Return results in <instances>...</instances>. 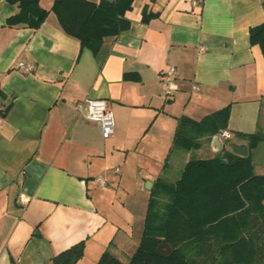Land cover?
<instances>
[{"label": "crops", "instance_id": "obj_1", "mask_svg": "<svg viewBox=\"0 0 264 264\" xmlns=\"http://www.w3.org/2000/svg\"><path fill=\"white\" fill-rule=\"evenodd\" d=\"M53 4L41 0L44 9ZM145 11L157 15L144 21ZM17 12L0 1V109H8L0 131V264H51L82 242L79 264H97L106 251L127 260L139 248L156 182L177 177L173 154L185 166L193 153L223 152L214 138L199 150L174 149L182 118L199 122L231 106L228 143L264 134V56L250 41L251 29L264 24V0H135L130 29L99 57L85 50L80 58V42L54 13L38 31L5 27ZM171 68L167 96L162 79ZM87 98L108 102L112 138L76 112Z\"/></svg>", "mask_w": 264, "mask_h": 264}, {"label": "trees", "instance_id": "obj_2", "mask_svg": "<svg viewBox=\"0 0 264 264\" xmlns=\"http://www.w3.org/2000/svg\"><path fill=\"white\" fill-rule=\"evenodd\" d=\"M18 8L5 27L38 31L54 13L63 31L99 57L107 43L128 31L126 18L135 0H0ZM157 14L144 12V21ZM251 46L264 56V24L250 31ZM2 117L8 113L0 109ZM231 106L194 121L180 120L176 150L191 152L202 139L227 131ZM248 142L242 157L223 149L214 158L194 156L176 171L175 180L160 178L149 200L143 237L136 253L122 260L106 251L97 264H264V175L255 172L252 151L264 140L259 133L240 134ZM85 243L55 255L51 264H79Z\"/></svg>", "mask_w": 264, "mask_h": 264}, {"label": "built area", "instance_id": "obj_3", "mask_svg": "<svg viewBox=\"0 0 264 264\" xmlns=\"http://www.w3.org/2000/svg\"><path fill=\"white\" fill-rule=\"evenodd\" d=\"M198 3L195 2V5ZM20 68L25 71H30L31 67L25 64H20ZM176 76V70L171 68L167 73L164 74L162 79V87L167 96H173L172 82ZM76 112L83 116L85 119L97 122L101 126L102 135L105 139H110L115 134L116 122L109 108V104L103 99H91L87 98L76 104ZM3 126V117L0 111V131ZM222 142H228L232 139V134L229 131H222L218 134ZM101 186H107V182L102 178L97 179Z\"/></svg>", "mask_w": 264, "mask_h": 264}, {"label": "rangeland", "instance_id": "obj_4", "mask_svg": "<svg viewBox=\"0 0 264 264\" xmlns=\"http://www.w3.org/2000/svg\"><path fill=\"white\" fill-rule=\"evenodd\" d=\"M262 125L264 126V115L262 117ZM262 136L264 137V134H262ZM228 142L226 143L227 146ZM182 152V151H181ZM222 153L218 154L221 155ZM177 155H179L178 153L173 154L172 158H171V163L172 165H174V163L179 165H175L174 168L176 169V171H179V169L182 168L183 164L181 165L180 161H177L178 159L176 158ZM194 155V159H198L201 158L202 156H204V154H199L198 152L193 153ZM252 157L256 166V172L259 175H264V140L259 144L258 148L254 149L252 151Z\"/></svg>", "mask_w": 264, "mask_h": 264}, {"label": "water", "instance_id": "obj_5", "mask_svg": "<svg viewBox=\"0 0 264 264\" xmlns=\"http://www.w3.org/2000/svg\"><path fill=\"white\" fill-rule=\"evenodd\" d=\"M212 147L216 149L218 152H221L223 150V144L220 140L219 136H215L212 142ZM229 148L234 154L246 157L249 155V146L248 143H237V142H229L227 146L224 147V149ZM151 187L152 184L150 183Z\"/></svg>", "mask_w": 264, "mask_h": 264}]
</instances>
